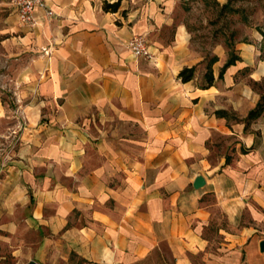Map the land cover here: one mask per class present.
Instances as JSON below:
<instances>
[{
  "label": "crops",
  "instance_id": "crops-1",
  "mask_svg": "<svg viewBox=\"0 0 264 264\" xmlns=\"http://www.w3.org/2000/svg\"><path fill=\"white\" fill-rule=\"evenodd\" d=\"M103 1L46 0L54 16L36 11L33 28L20 26L22 82L49 114L24 135L3 180L9 221L0 227L37 236L13 256L164 263L166 249L171 264H264V112L243 153L209 157L207 145L226 133L213 108L220 80L213 72L201 89L177 78L204 61L185 23L156 44L154 62L127 48L169 25L176 0H106L119 1L116 13Z\"/></svg>",
  "mask_w": 264,
  "mask_h": 264
},
{
  "label": "rangeland",
  "instance_id": "rangeland-1",
  "mask_svg": "<svg viewBox=\"0 0 264 264\" xmlns=\"http://www.w3.org/2000/svg\"><path fill=\"white\" fill-rule=\"evenodd\" d=\"M228 4L227 9L222 6ZM169 25L156 27L152 32L140 35L146 37L155 61L157 43L169 44L175 29L185 23L191 33V44L203 57L201 66L196 67V85L203 84L207 61L212 56L219 60L213 66L215 76L232 53L235 61L232 73H224L217 83L214 107L229 114V120L222 121L225 134L212 144L207 145L208 156L213 159H233L236 153H243L242 138L247 134L245 118L260 97L264 95V0H176V6L170 13ZM21 25L15 11L6 0H0V210H2L3 180L14 159L24 135L36 124L48 120L49 112L37 109L38 100L28 95L26 80L27 53L20 46ZM231 67V66H230ZM228 69V68H227ZM206 112H211L207 108ZM257 123V122H256ZM254 123V124H256ZM236 131V132H235ZM221 220V217L220 219ZM9 219L0 212V224ZM34 230L19 228L17 232L0 227V264H29L19 255L13 256V250L20 243L36 239ZM165 262L156 255L134 264H171L168 251L164 250ZM35 263V262H34ZM36 264V263H35ZM40 264H83L75 256L71 260L42 261Z\"/></svg>",
  "mask_w": 264,
  "mask_h": 264
},
{
  "label": "trees",
  "instance_id": "trees-1",
  "mask_svg": "<svg viewBox=\"0 0 264 264\" xmlns=\"http://www.w3.org/2000/svg\"><path fill=\"white\" fill-rule=\"evenodd\" d=\"M119 8V1L114 2L110 4L106 0L103 1L102 3V9L104 12H110V13H116ZM228 4L222 6V9H227ZM124 14V12H123ZM238 60L237 57L234 56V54H230L228 57V60L226 63L222 66L218 73V80H222L225 71L227 68L230 66L234 65L235 61ZM217 62L216 57L210 58L205 66V73L203 76V84L200 85L199 87L201 89H208L212 87L215 83V78L213 76V71H212V66L214 63ZM195 73H196V67H191V68H183L181 71H179L177 78L182 82V83H187L195 78ZM264 112V95L260 97L259 101L255 105V107L248 112L246 118H245V128L248 127L253 121L257 120L259 117ZM216 117L225 119L226 121L229 120V114L226 111L219 110L215 112ZM228 158L226 159V163H228Z\"/></svg>",
  "mask_w": 264,
  "mask_h": 264
},
{
  "label": "built area",
  "instance_id": "built-area-1",
  "mask_svg": "<svg viewBox=\"0 0 264 264\" xmlns=\"http://www.w3.org/2000/svg\"><path fill=\"white\" fill-rule=\"evenodd\" d=\"M15 11L18 23L26 28H33L36 24L35 12L41 11L45 17L54 16L46 0H6ZM131 55L137 59L152 60L153 53L148 41L143 35H134L127 42Z\"/></svg>",
  "mask_w": 264,
  "mask_h": 264
},
{
  "label": "water",
  "instance_id": "water-1",
  "mask_svg": "<svg viewBox=\"0 0 264 264\" xmlns=\"http://www.w3.org/2000/svg\"><path fill=\"white\" fill-rule=\"evenodd\" d=\"M203 185H204V180H203V178L199 177L198 179H196L193 187H194V189L198 190L201 187H203ZM259 248H260L261 252H264V240L260 242ZM29 264H35V263L34 262H30Z\"/></svg>",
  "mask_w": 264,
  "mask_h": 264
}]
</instances>
